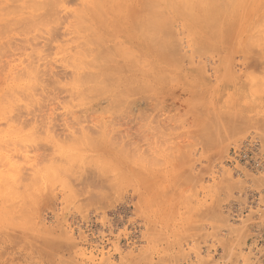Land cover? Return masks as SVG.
<instances>
[{
	"label": "rangeland",
	"instance_id": "rangeland-1",
	"mask_svg": "<svg viewBox=\"0 0 264 264\" xmlns=\"http://www.w3.org/2000/svg\"><path fill=\"white\" fill-rule=\"evenodd\" d=\"M262 236L264 0H0V264H262Z\"/></svg>",
	"mask_w": 264,
	"mask_h": 264
},
{
	"label": "built area",
	"instance_id": "built-area-1",
	"mask_svg": "<svg viewBox=\"0 0 264 264\" xmlns=\"http://www.w3.org/2000/svg\"><path fill=\"white\" fill-rule=\"evenodd\" d=\"M255 150L256 148L249 144L244 145L239 150H233L230 155L229 164H252L251 162H253L255 157ZM259 247L263 249L261 260L262 264H264V236H262L261 240L259 241Z\"/></svg>",
	"mask_w": 264,
	"mask_h": 264
}]
</instances>
